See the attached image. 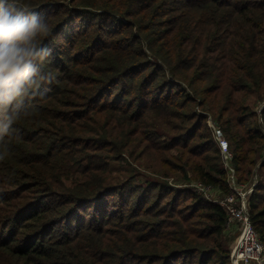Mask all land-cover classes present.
Instances as JSON below:
<instances>
[{"label": "trees", "instance_id": "trees-1", "mask_svg": "<svg viewBox=\"0 0 264 264\" xmlns=\"http://www.w3.org/2000/svg\"><path fill=\"white\" fill-rule=\"evenodd\" d=\"M19 2L52 28L54 79L0 141V264H231L225 206L167 179L233 192L206 111L235 182L257 166L264 249V0Z\"/></svg>", "mask_w": 264, "mask_h": 264}, {"label": "clouds", "instance_id": "clouds-1", "mask_svg": "<svg viewBox=\"0 0 264 264\" xmlns=\"http://www.w3.org/2000/svg\"><path fill=\"white\" fill-rule=\"evenodd\" d=\"M51 31L45 18L19 0H0V141L19 139L17 122L31 117L47 98L54 77L46 67L52 50L43 42ZM25 101L33 107L22 113Z\"/></svg>", "mask_w": 264, "mask_h": 264}, {"label": "rangeland", "instance_id": "rangeland-1", "mask_svg": "<svg viewBox=\"0 0 264 264\" xmlns=\"http://www.w3.org/2000/svg\"><path fill=\"white\" fill-rule=\"evenodd\" d=\"M262 108H264V96L261 97V99L258 100L257 103L253 104V107H252V112L256 113V116H255V118L257 117L256 122L263 129L262 132L264 134V116L262 115V112L260 111ZM204 112H203V114H205ZM212 117H213L212 113L206 111V118L207 119L205 121H203L204 128H202V129H205L207 127V130L212 135V142L210 143V145L215 146L216 143H219L220 138H222L224 140H226L227 138H225L224 134L218 128L217 124L213 121ZM217 131H220V133L218 134ZM226 142H227V140H226ZM263 148H264V146H263ZM136 154H137V152H136ZM134 160L136 161V159H134ZM252 172L253 173H251V175H249V176H247L245 174H244V176L242 175L243 179L241 181H243V182L241 184L237 185V189H239V191H241V196L239 194L240 200L242 197L246 201V195L249 194L250 192H253L252 190H253L254 186L257 184L259 178L261 177L259 172H257V166L252 170ZM262 172L264 173V168L262 169ZM152 176L158 178V176H160V175H157V174L154 175L153 174ZM167 179H168L169 183H171V185H173L175 187V189H174L175 191L180 192L181 190L191 188V189H193V191L202 192L205 197L210 198L211 200L212 199L220 200V201L223 200V202L225 200H228V198L225 197L226 194L222 193L217 188L199 187L197 185L198 183H195L192 180H190V182L187 180H182L179 177H170ZM185 192H186V190L183 193L180 192L181 193L180 197H182L184 194H186ZM230 194H232L231 195L232 196L231 203L236 206L239 203V201H238L239 197H237L238 192L233 190V193L230 192ZM215 200H213V201H215ZM246 207H247V202H246ZM232 221L229 225L230 228L226 227L228 229L229 233L231 234L232 238H233V239H231V242H230V255H231L232 248L234 247L235 243L238 242L237 241L238 238H240V234H241V230H242L241 223H238L237 221L236 222H232ZM230 258H231V256H230ZM231 259H230V261H231ZM240 264H256V261L253 258H247L246 260H240Z\"/></svg>", "mask_w": 264, "mask_h": 264}, {"label": "built area", "instance_id": "built-area-1", "mask_svg": "<svg viewBox=\"0 0 264 264\" xmlns=\"http://www.w3.org/2000/svg\"><path fill=\"white\" fill-rule=\"evenodd\" d=\"M219 134L220 131H217ZM219 147L223 154V158L225 160V164L229 170V177L228 182L231 185L232 189H234L238 194L241 196V191L237 189V183L235 182V177L233 174V168L229 166L227 159L230 155V152L227 147L226 140L220 138L219 139ZM199 187H208L203 186L200 183L197 184ZM233 193V192H232ZM232 194L228 193L225 195L228 200L223 202L220 200L218 201L220 204L225 206L227 212V221L226 227L230 228L229 225L232 222H238L242 225V230L240 234V238H238V242L235 243L234 247L231 250V264H240V260H246L247 258H253L256 261V264H263L264 263V249L262 243L260 242L256 231L252 227V224L249 219V213L246 207V201L244 198L241 197L240 202L235 206L231 203Z\"/></svg>", "mask_w": 264, "mask_h": 264}]
</instances>
